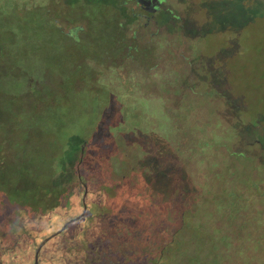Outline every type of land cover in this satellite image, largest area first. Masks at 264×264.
<instances>
[{
	"label": "rangeland",
	"instance_id": "rangeland-1",
	"mask_svg": "<svg viewBox=\"0 0 264 264\" xmlns=\"http://www.w3.org/2000/svg\"><path fill=\"white\" fill-rule=\"evenodd\" d=\"M50 9L0 0V246L24 256L81 212L80 164L89 215L103 212L78 242H101L102 253L125 242L158 264L154 249L178 230L163 264H264V0H164L148 30L124 23L120 39L109 11L94 14L90 34L74 16L78 44ZM27 80L37 110L8 96ZM50 173L61 205L13 208L38 205Z\"/></svg>",
	"mask_w": 264,
	"mask_h": 264
},
{
	"label": "flooded vegetation",
	"instance_id": "flooded-vegetation-1",
	"mask_svg": "<svg viewBox=\"0 0 264 264\" xmlns=\"http://www.w3.org/2000/svg\"><path fill=\"white\" fill-rule=\"evenodd\" d=\"M118 1L120 2L121 5V8L119 9L117 8L116 3H114L116 2V0H49V5L51 9L49 10L50 16L48 17L49 19H51L54 27L56 26L58 27V30L57 29L56 30L60 33L61 36H63L66 39H69V41L71 42L79 43L81 42V38L78 35V32L80 30L83 31L82 27L77 26L80 19H82L83 21L87 19V26L90 28V30L88 29L87 32L90 34L94 25L96 24V19L94 18V14L99 12L104 16L109 11L110 15L104 16V17H109V20H112L113 18L112 17L110 19V16H115L116 17L115 21H117L120 25L124 26V23H126L128 26L137 24V26H139V29H141L140 31H145L150 28V25L155 19V16H157V14L161 12L164 3V0H159L160 8L155 9L153 5L156 4L157 0H141V2H139L140 0H118ZM58 3H60V5ZM54 6L59 7L61 9V11L59 12L64 13L63 16L61 15L62 16L61 19L55 18L54 14L58 9H55L56 11H54L53 10ZM74 16H77L79 20L74 19ZM61 22H66L67 25L76 26L77 28H75L74 30L72 29L66 35H63L62 34L63 31L60 26ZM138 31L139 30H136V32ZM154 35L155 33L152 34V36ZM77 170L79 173L78 175L79 182L82 184L83 187V194L80 203L81 212L78 211L79 213L73 217H71L70 214H68L67 218L68 217L69 218L68 219L66 218L67 220H64L63 224L59 229L57 230L52 229L51 232L53 231V233L49 234L48 236H43L39 244L33 245L32 249L26 252L24 256H22V253L24 251L19 252L18 254L16 252L9 253L10 250L8 249V247L4 248L3 246H0V264H45V263L53 264L52 261L54 259H59V260L61 259L60 261H62V264H73L74 260H71V258L74 256L73 253H75V256L77 257L78 264H96L97 259L100 258L102 254L105 255L106 253L107 255H111L112 250L117 251V255L115 256L114 260L104 264H120L122 262H124L123 264H141L144 259L148 261V257H150L148 252H151V250H148L147 253L141 250L140 255L131 254V250L127 248L129 244L125 242L123 243L121 248H117V249H112L110 247V244H108L107 245L108 249H103L104 250L103 253L101 251V245H102L101 242H97L94 245H91L88 242L87 243L78 242L77 237L85 235V232L90 227V225L100 224V220L102 218L100 214L103 211H101V207H102L101 205L96 215L95 214H93L92 216L89 215L90 208L94 207V205L90 204L88 200V197L90 198L92 194L90 195L88 183H86V181L80 175V171H81L80 164ZM103 191H101L100 193H102ZM59 203H61V200ZM56 205L59 206L61 204H56ZM67 232L70 235L72 234L71 239H66L65 237L66 240H62L61 239L63 237L62 235H64ZM54 234L57 235L52 237ZM176 234H178V230L177 232H174L171 235L170 241L163 242V244L160 247L154 249L155 252H153L151 257L156 259L155 260L157 261L156 263L163 264V261L164 262L169 261L166 257H168L169 252H171L172 250V244L176 243L177 240V238H175ZM74 235L75 237L73 238L72 236ZM56 238H60L61 243L62 242L63 243L62 244L60 243L61 245L59 244L60 246H58L59 250L57 252L56 251L52 252L51 250L49 251L48 248H50L51 246V241L55 240ZM73 242L75 243L74 245L72 244ZM56 244L57 242L54 244L55 247Z\"/></svg>",
	"mask_w": 264,
	"mask_h": 264
},
{
	"label": "trees",
	"instance_id": "trees-1",
	"mask_svg": "<svg viewBox=\"0 0 264 264\" xmlns=\"http://www.w3.org/2000/svg\"><path fill=\"white\" fill-rule=\"evenodd\" d=\"M114 23H115V25H114L115 35H116V31H117L118 32V36H119L122 25H120L117 21H115ZM120 36L117 39H120ZM76 44H78V43H76ZM35 86L36 87L38 86V84L36 82H34L33 80L28 81V84H27L26 88L22 92H19L20 94L16 93V92H11L10 94H8V96H10L11 98L10 97L9 98L12 99V100L13 99H20L21 100L23 98L27 102H28V100H35V102H36V101H38V99L35 97L36 95L32 92V90L36 91V89L34 88ZM40 103H42V102L38 101L35 104L31 103L33 105L32 106L33 109L37 110L40 107ZM19 142H20V150L22 151V149H25L24 148V144H23L24 143V139L20 140ZM60 149H61V147L59 148V150ZM59 150H58V152H59ZM22 152L24 153V155H26L25 151H22ZM58 152L54 153V157L52 159L50 170H51V168H54V167L56 168V166H58V168H60V165H59L60 153H58ZM3 153L6 154V151H3ZM20 157H22L21 154H20ZM7 158H6L5 162L7 161ZM56 160H57V162H55ZM5 162H4L3 165H5ZM49 178H50L49 181H47L43 185H40L37 193H35L36 198H37V199L35 198V200L38 202V205H33L32 201H30L28 203L24 202L22 207H13V208H16V209L19 208V209H24V210H28V211L30 210L31 212H38L39 210L43 211L44 209H47L48 207H49V209L50 208H54L53 205L60 204L59 203L60 202L59 199H62L64 194H66V192L64 190H60L61 188L59 186H55L53 183H51V179H52V174L51 173H50ZM54 197H56L55 200L53 201V203H55V204L51 203L52 199ZM262 199H263V201H261L262 202L261 204L263 205L262 209H264V194H262ZM8 210L9 209L7 208V211ZM185 219H186V217H184V221H185Z\"/></svg>",
	"mask_w": 264,
	"mask_h": 264
},
{
	"label": "water",
	"instance_id": "water-1",
	"mask_svg": "<svg viewBox=\"0 0 264 264\" xmlns=\"http://www.w3.org/2000/svg\"><path fill=\"white\" fill-rule=\"evenodd\" d=\"M139 2H141V0H140ZM153 7H154L155 9L160 8V1L157 0V1H156V4H154ZM155 9H154V11H155ZM64 228H65V226H64ZM64 228H63V229H64ZM58 233H60V232H58ZM56 235H57V234H54L52 237H54V236H56ZM52 237H51V238H52ZM46 241H47V240H46ZM46 241H45V242H46ZM45 242H44V243H45ZM44 243H43V244H44ZM43 244H42V245H43Z\"/></svg>",
	"mask_w": 264,
	"mask_h": 264
}]
</instances>
